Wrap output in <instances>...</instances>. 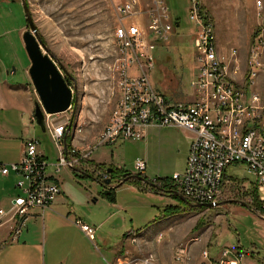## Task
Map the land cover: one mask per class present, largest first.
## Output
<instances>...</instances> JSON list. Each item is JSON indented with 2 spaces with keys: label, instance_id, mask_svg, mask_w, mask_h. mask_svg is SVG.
Listing matches in <instances>:
<instances>
[{
  "label": "rangeland",
  "instance_id": "374dc122",
  "mask_svg": "<svg viewBox=\"0 0 264 264\" xmlns=\"http://www.w3.org/2000/svg\"><path fill=\"white\" fill-rule=\"evenodd\" d=\"M25 1L42 43L60 65L73 75L74 80L70 86L72 87L73 83L75 96L72 110L69 111L72 125L71 130L67 132V138L73 137V141H76L70 149L92 147L108 121L117 98L115 65L119 53L114 30L118 20L114 13V2ZM167 1L172 18L178 17L180 26L166 44L153 41L154 38L148 36L147 41L154 46L151 49L154 65L147 73L153 86L163 92L169 101L190 102L193 98L189 81L194 67L191 34L194 26L188 17L189 0ZM257 1L202 0L213 18L215 29L223 35L224 40L226 39V47L237 45L242 35L247 38L250 29L253 30L248 45L242 48L241 53L237 50L239 75H244L246 71L252 36L264 25V0H260L261 7H258ZM257 21H260L258 25ZM144 23L146 24L147 20H144ZM20 28L22 33L29 29L21 0H0V86L2 83L26 86L30 81V61ZM41 49L45 51L43 47ZM261 61L264 63V43ZM135 66L133 71L138 73L139 69ZM262 84L263 74L258 76V88H261ZM30 86L37 102L38 97L31 83ZM16 95L17 97H13L14 102L23 99L25 104L26 93L18 91ZM3 99L11 102L8 98ZM50 119L59 122L60 114L50 115ZM150 130L142 139L120 141L101 147L111 151L112 162L125 170H133L135 160L143 159L147 165L144 176L152 180L157 177L169 180L172 174L180 173L184 168L188 133L173 127H152ZM26 138L38 139V147L44 149L48 160H56L58 149L55 143L50 141L47 132L42 131L36 124L33 114L31 119L29 113L21 107H0V163L19 159L22 140ZM59 176L60 188L74 201L73 212L85 224L96 225V220L107 213V209L102 204L93 202V198L100 199L99 193L103 190L94 180V176L89 174L80 177L69 168H63ZM226 176L231 180L225 186L218 204L204 208L154 193L152 187H138L130 181L115 188L119 202L126 210V230L146 231L150 239H154L160 232L161 239L157 243L153 242V245L174 246L172 252L164 255L163 260L156 258L151 260V264L184 263L183 260L173 259V255L176 247H186L187 243L191 244L189 254H198L202 248L214 254L229 248L231 251L241 250L245 253L244 264H264V210L258 211L254 206V175L244 164L239 163L228 166ZM18 179L14 173L3 175L0 172V204L4 207H8L9 201L20 193L15 187ZM111 185L115 186L116 182L112 181ZM166 205H176L178 208L164 216L163 209ZM5 228L6 226H3L0 231H5ZM26 228L33 231L36 227L29 226L24 221L21 233H25ZM36 230L40 231L38 228ZM73 236L84 252L85 264L95 263L92 252L93 244H97V247L100 245L98 239L91 241L84 233L75 229ZM136 236L129 240L138 241V244L133 243L136 250L129 253L125 261L132 260L131 257H145L150 254L149 250L143 249L144 242H139V235ZM206 239L210 245L205 244ZM4 241L5 244L0 241V246L3 245L0 251L5 250L11 243L8 236ZM20 242H23V235ZM38 243V264H44V261L45 264H52L59 252L51 253L47 239H43L40 234ZM137 264H140L139 261Z\"/></svg>",
  "mask_w": 264,
  "mask_h": 264
},
{
  "label": "built area",
  "instance_id": "2783aa9c",
  "mask_svg": "<svg viewBox=\"0 0 264 264\" xmlns=\"http://www.w3.org/2000/svg\"><path fill=\"white\" fill-rule=\"evenodd\" d=\"M112 1L118 20L114 37L119 53L115 106L92 147L72 150L65 144L71 100L67 110L58 113L59 122L49 120V114L45 116V131L58 149L54 162L39 150L38 139L26 138L18 160L0 163L1 174L14 173L19 178L15 187L20 193L9 201L8 207L0 204V226L10 224L11 241L18 239L32 208L45 209L59 195L61 188L55 175L63 168L79 166L101 146L142 139L149 127H173L192 133L184 169L170 177L174 183L172 191L186 202L195 207L202 203L216 206L229 183L226 168L241 163L254 175L258 201L264 206V25L253 34L246 71L239 75L237 49L230 48L229 54L219 51L213 18L202 0H189L188 17L194 26V67L189 81L193 98L190 102L173 103L153 86L147 73L154 65V46L147 41L148 36L166 44L179 26L170 14L168 1ZM256 4L261 7L260 0ZM134 66L138 73L133 71ZM261 74L263 84L258 88ZM146 166L145 160L136 159L133 172L128 175L144 178ZM100 174L102 179L108 177L106 170ZM151 182L159 185L163 178ZM76 223L94 241L95 228L80 220ZM184 253V249H179V255ZM201 258V264H244L246 256L241 250L225 248L214 261L206 249ZM131 259L124 264H151L154 257L149 254Z\"/></svg>",
  "mask_w": 264,
  "mask_h": 264
},
{
  "label": "crops",
  "instance_id": "0c3cea01",
  "mask_svg": "<svg viewBox=\"0 0 264 264\" xmlns=\"http://www.w3.org/2000/svg\"><path fill=\"white\" fill-rule=\"evenodd\" d=\"M17 1L20 2V0ZM173 19L178 21L180 26L179 18L173 17ZM259 23L260 21L259 22L257 21L256 24L258 25ZM252 32L253 30L250 29L247 38L242 35L241 40L238 42L237 45H229L228 47H226L225 46L226 39L224 40L223 35H221V33L217 32V30L215 29L216 43L219 51L226 53L229 51L230 48H236L241 53L242 48H245L246 44L248 45V41L250 40V36ZM21 33L22 32L20 28V35H22ZM68 73L73 77V75L70 72ZM30 83L31 82L29 81L26 86L23 85L14 86L12 84L2 83L3 85L0 86V92L2 93V95H0V107L2 108L13 107V106L21 107V109L29 113L32 119V114L36 103V96L33 93V90H31ZM18 91H22L23 93H26L25 104L23 102V99L20 102L17 101L14 102L13 97H17L16 94L18 93ZM4 97L10 99L11 102H8L6 99H3ZM70 118H71V112H69V119ZM150 128L152 127H149L147 129L146 136L150 133L151 131ZM185 132L188 133L187 152H186L188 155L189 145L192 139V133L187 131ZM47 134L50 141H52L48 132ZM24 140L25 139H23L22 142ZM75 141L76 140L73 141V137H69V136L68 138L66 137L65 144L67 142V148H72L73 143H75ZM39 150L43 153V155L47 159H49L44 149L39 148ZM110 152H108V150L104 149L103 147H101V149L99 147L91 153L90 157L87 160L83 161L79 166H76L71 170L75 172V175H78L80 177L89 176V174L93 175L94 180L97 183H99L101 187H102V181L104 179H102L100 172L103 170L107 171L110 167H112L111 169L115 170L120 175H121L120 171L122 170L128 173L133 172V170L131 171L125 170L122 167L115 165L110 159V155H111ZM98 165L102 167H99ZM59 173L55 176L58 177L60 184ZM120 175L117 174L114 178L111 177L110 175L111 182L112 181L116 182V185L112 186L110 182L107 189L109 192H111V194L108 197H106L107 194L106 195L103 194L104 188L102 187L103 190H101V192L99 193L100 199L93 198V202H98L99 204L105 206L107 209V213L99 216V218L96 220L97 224L92 225L95 228V239H98L100 244L98 247L97 244L96 245L93 244L94 249L92 254L95 258V263L93 262V264H124L127 255H129V253L131 254V252H135L136 250V247L133 246V243L129 241L132 236L137 237L136 234L139 235L138 236L139 242L140 241L144 242L143 243L144 250H149L150 251L149 253L154 255L155 260L156 258L163 260V258H165L164 255H167V253L172 252L174 246L168 247L165 245H153V242L157 243V241L161 239V237L159 238V236H162L160 232L154 237L155 239L154 240L153 238L150 239L149 236H147L146 231L144 232L142 230H126L125 229L126 210L125 207L123 208V205L120 204L119 199L115 192V188L121 185L123 182H126L127 180L129 181V179H131L133 185H136L138 187H140L139 185H143L146 188L152 187L154 193L166 195L171 198H176L181 202H184L183 199L180 198L178 192L172 191L174 190V183L170 181V178L169 180L168 178L166 180V184H167L166 189H158L156 185H151L148 183V182L151 183L152 179L147 178V176H144L145 180L143 181L137 178H126L127 176L122 178L120 177L121 180H119ZM228 180L230 182L231 179ZM74 206L75 205L73 199L61 189V192L55 198V200L50 204L49 207L45 209H41L37 207L32 208L24 221H26L29 224V226L35 225V227L38 228L40 231L36 230V228L33 231L30 228H26V232L20 233L17 240L9 241L11 243H9V245L5 248V250L0 251V264H38L39 263L38 249L40 248V245L38 243L39 234L42 236L43 239H47L48 247L51 253L59 252V256L55 257L54 260H52V264H85L84 252L80 248V246L76 244L73 236L74 229L78 232H82V230L76 223V221L79 220L82 221V219L79 218L73 212L75 208ZM177 208L178 207L176 205H166L163 209L164 216H167L168 213L174 212ZM3 226H6V228L5 231H0V241H2L3 244H5L6 241L4 240L8 236L11 226L10 224H6ZM3 226H0V228H2ZM22 235H23V242H20V237L22 238ZM135 243H138V241H136ZM187 244L189 246L188 245L186 247L178 246L175 248L173 259L175 258L176 260H181V261L183 260L184 263L181 264H185V263L201 264V259H202L201 251L206 248H202L198 254H194L192 252H191L192 254H189V249L191 244L189 243ZM205 244L210 245L208 239L205 240ZM179 249H184L185 253L179 255L178 254ZM32 251L33 253H31ZM220 252H217L215 254L211 252L208 253L210 258L214 261L220 256ZM172 263L176 264V262H172Z\"/></svg>",
  "mask_w": 264,
  "mask_h": 264
},
{
  "label": "water",
  "instance_id": "95a60500",
  "mask_svg": "<svg viewBox=\"0 0 264 264\" xmlns=\"http://www.w3.org/2000/svg\"><path fill=\"white\" fill-rule=\"evenodd\" d=\"M22 5L29 27V29L22 33L24 48L30 61L28 75L38 97V101L34 106L33 115L36 124L42 129V131H44L45 114H58L66 111L69 107L70 102L75 95L73 93V83L71 87L65 80V77L70 78L72 82L74 79L42 43L29 14V9L25 0H22ZM41 47H43L45 51H43ZM107 172L110 173L111 168H109ZM126 178L145 180L143 177L132 174L127 175ZM110 182V176L102 181V187L104 188L103 194L105 195L109 192L107 188ZM148 183L155 185L152 182ZM180 198H182L183 201H186L182 196H180ZM201 206L213 207V204L202 203L197 205V207Z\"/></svg>",
  "mask_w": 264,
  "mask_h": 264
},
{
  "label": "trees",
  "instance_id": "16d2710c",
  "mask_svg": "<svg viewBox=\"0 0 264 264\" xmlns=\"http://www.w3.org/2000/svg\"><path fill=\"white\" fill-rule=\"evenodd\" d=\"M65 80L67 81V83L70 85V83H71V80L70 79H68V78H66L65 77ZM66 146H67V142H66ZM99 167H102V166H100V165H98ZM110 168H112V167H110ZM121 172V175H120V177L122 178V177H125V176H127L128 175V172H126V171H124V170H122V171H120ZM119 177V180H121V178ZM166 180H167V178H163V182L161 183V184H156V186L158 185V189H166V187H167V184H166ZM128 181V180H127ZM129 181L131 182V179H129ZM111 194V192H108V194L106 195V197H108L109 195ZM252 195H253V199H254V206L258 209V211H263L264 210V206L263 207H261L260 205H262L261 203H259L258 202V196H257V193H256V190L255 189H252ZM175 208V207H174ZM204 208V207H203ZM264 214V213H263Z\"/></svg>",
  "mask_w": 264,
  "mask_h": 264
},
{
  "label": "bare ground",
  "instance_id": "6f19581e",
  "mask_svg": "<svg viewBox=\"0 0 264 264\" xmlns=\"http://www.w3.org/2000/svg\"><path fill=\"white\" fill-rule=\"evenodd\" d=\"M73 102H74V98L72 99L71 109H70V110H72ZM69 121H70V122H69ZM71 125H72V117H71V119H69L68 122H67V132L71 130Z\"/></svg>",
  "mask_w": 264,
  "mask_h": 264
},
{
  "label": "flooded vegetation",
  "instance_id": "af4514ba",
  "mask_svg": "<svg viewBox=\"0 0 264 264\" xmlns=\"http://www.w3.org/2000/svg\"><path fill=\"white\" fill-rule=\"evenodd\" d=\"M117 174L120 175L119 173H117V172H116L115 170H113V169H111V172H110V173L108 172V176L111 175V177H113V178H114ZM119 177H120V176H119Z\"/></svg>",
  "mask_w": 264,
  "mask_h": 264
}]
</instances>
